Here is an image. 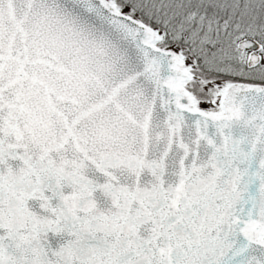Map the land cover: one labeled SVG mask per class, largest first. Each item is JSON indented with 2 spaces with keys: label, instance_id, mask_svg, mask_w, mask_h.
<instances>
[{
  "label": "snow or ice",
  "instance_id": "snow-or-ice-1",
  "mask_svg": "<svg viewBox=\"0 0 264 264\" xmlns=\"http://www.w3.org/2000/svg\"><path fill=\"white\" fill-rule=\"evenodd\" d=\"M0 264H264V0H0Z\"/></svg>",
  "mask_w": 264,
  "mask_h": 264
}]
</instances>
